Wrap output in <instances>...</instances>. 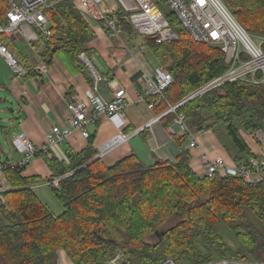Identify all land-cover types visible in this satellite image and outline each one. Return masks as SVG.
<instances>
[{
  "label": "trees",
  "instance_id": "1",
  "mask_svg": "<svg viewBox=\"0 0 264 264\" xmlns=\"http://www.w3.org/2000/svg\"><path fill=\"white\" fill-rule=\"evenodd\" d=\"M222 1L248 33L264 35V0ZM6 11L7 0H0V24L6 23ZM46 14L52 31L41 52L46 64L59 51L69 65L80 62L86 69L79 54L88 51L91 16L68 0ZM166 15L178 39L149 42L172 75L164 98L156 99L153 109L159 114L228 68L219 47L193 41L172 12ZM126 30L133 34L128 26ZM32 75L29 71L27 76ZM177 112L184 114L190 131L214 132L223 125L232 149L221 144L238 159L251 153L247 134L264 118V84L224 83L161 116L165 126ZM185 140L186 134L179 135L178 145ZM43 156L48 177L24 175L26 168L4 169L8 191L0 202V264H57L61 250L73 264H102L116 248L124 252L125 264H156L167 257L205 264L227 254L264 264V183L197 176L188 149L176 162L157 159L146 164L130 154L111 166L95 158L90 144L69 155L67 165ZM51 178H60L58 187L48 186L61 206L57 213L33 187ZM175 217L177 222L162 229ZM217 225L231 233L235 249L222 239Z\"/></svg>",
  "mask_w": 264,
  "mask_h": 264
},
{
  "label": "built area",
  "instance_id": "2",
  "mask_svg": "<svg viewBox=\"0 0 264 264\" xmlns=\"http://www.w3.org/2000/svg\"><path fill=\"white\" fill-rule=\"evenodd\" d=\"M60 1L62 0H7L6 23L0 24V57L14 73L24 75L27 67L21 63L7 41L15 34L22 35L26 41L37 40L39 37L44 40L50 38L52 31L46 12ZM68 1L77 3L88 15L102 19L112 38H118L128 26L132 32L140 35L144 40L147 38H157L158 41L178 39L167 15L160 10L155 0ZM162 2L167 5L169 11L193 41L219 47L228 68L195 89L176 105H169L160 113V117L169 112H175L176 108L186 100L216 89L227 82L248 81L259 85L264 84V35L248 33L222 0H162ZM81 58L91 69L93 86L96 89L95 85L102 78L90 66L84 54H81ZM152 58L153 66L150 71L143 74V86L138 94V97L145 100L150 109L154 108L156 99L164 98V92L172 82V75L168 69L159 59ZM30 66L38 72L46 69L44 61ZM129 103L130 99L123 87L117 88L109 100L99 94H94L89 99H75L67 104L71 113L68 121L64 126L52 125L45 135V143L42 146L32 143L23 132L14 134L11 143L20 157L13 162L0 165V202H2L3 193L8 191L5 185L4 169L26 168L38 153L47 155L49 147L60 143L73 130L80 131L82 136L88 138L90 136L88 126H94L102 115H105L117 129H124L126 119L123 110ZM172 126H177L178 130L173 129ZM167 130L170 134L177 136L186 134L187 148L198 146V133L190 131L183 113L175 114L172 125L168 126ZM129 136L130 134H122V140L126 141ZM247 139L251 143V153L238 159L226 157L215 151L212 146L204 149L200 153V162L196 167L199 170L195 169L198 176L220 175L240 178L246 184L264 183V118L260 120L257 129L247 134ZM59 180L60 178H51L34 184L33 187H58ZM104 264H124L121 253H116ZM156 264L179 263L174 258L167 257ZM216 264L234 263L221 259Z\"/></svg>",
  "mask_w": 264,
  "mask_h": 264
},
{
  "label": "crops",
  "instance_id": "3",
  "mask_svg": "<svg viewBox=\"0 0 264 264\" xmlns=\"http://www.w3.org/2000/svg\"><path fill=\"white\" fill-rule=\"evenodd\" d=\"M87 18L91 36L85 45L88 50L85 54L90 66L102 78L95 85L96 89L93 86L91 69L80 56L86 69L80 68V62L69 65L58 51L51 63L46 64L43 72L35 71V75L25 77L12 75L0 57V92L7 94L5 101L11 99L16 106L11 113L12 120L9 121L11 138L14 134L23 132L32 143L42 146L48 129L54 124L64 126L70 118L68 103L79 98L89 99L94 94L109 100L117 88L123 87L130 99V103L123 110L126 119L124 129H117L102 115L94 126H88V138L82 136L80 131L73 130L60 143L49 147L46 157H54L67 165L69 155L83 151L89 144L96 153L95 158H100L106 166H111L130 154L137 155L146 164L157 159L176 162L177 155L183 149H188L190 166L199 170L196 167L200 162V153L210 146L218 153L230 157L227 149L217 141L216 134L209 129L196 131L197 147L187 148V138L179 146V136L170 134L167 130L172 121L165 126L160 114L155 109L148 108L146 101L138 97L143 86L142 76L150 71L154 61L150 48L145 44L146 40H136L135 34L128 36L127 30L118 38H112L104 22L92 16ZM7 43L19 58L32 56L34 53L41 61L46 62L41 56L42 50L36 46L29 47L28 41L20 34H15ZM172 127L178 130L177 126ZM124 133L130 134L126 141L122 140ZM8 134L5 136L10 150L9 153L3 151L5 159L1 163H10L20 157ZM24 175L48 177L50 170L44 156H35L26 167ZM52 206L58 210V205L53 203Z\"/></svg>",
  "mask_w": 264,
  "mask_h": 264
},
{
  "label": "rangeland",
  "instance_id": "4",
  "mask_svg": "<svg viewBox=\"0 0 264 264\" xmlns=\"http://www.w3.org/2000/svg\"><path fill=\"white\" fill-rule=\"evenodd\" d=\"M160 10L163 11L165 14H168L169 13V8L167 7V5L160 1ZM133 34H135L133 32ZM252 35H255V34H252ZM135 38L136 40H140L142 37L138 34L135 35ZM255 41L258 42V40L254 37ZM48 40V39H47ZM47 40H44L43 38H40L37 39V40H29L27 45L30 47L31 46H36L37 48H40L42 51H43V47H44V44L46 43ZM146 40V46H148L150 48V51H151V54H152V57H155L156 59H159L158 56L156 55V53L153 51V49L151 48V46L149 45V42L150 41H158L157 38H147L145 39ZM10 47V46H9ZM32 54V53H31ZM81 54H84L86 56L85 53H80L79 56L81 57ZM18 56V55H17ZM19 57V56H18ZM27 58V59H25ZM35 58V59H34ZM2 59V58H1ZM82 59V58H81ZM37 60H40V57H38L36 54H32V56H26V57H23L21 56L20 57V61L23 65H25L27 67V72L24 73V75H19V74H16L14 73L11 69H9L6 65V68L10 71V73L12 75H16V76H21V77H25L28 75L29 71H33V67H31L30 65H34V64H37ZM160 60V59H159ZM46 64V62H45ZM40 72V71H39ZM93 77V76H92ZM7 97V94L4 93V92H0V165L2 164L1 162L5 159V155L3 154V151L4 152H7L9 153V142H7L6 140V136L5 134H8L9 136V139L11 140V125L9 124L10 120H12V110L15 111L16 109V106L14 104L13 101H11V99H8V101H5L4 99ZM204 129H202L201 131H203ZM217 132L218 133V136L216 137L217 141H219L220 143L222 142L223 145H226L228 148L232 149V145H231V142L229 141L227 135H226V131H225V128L223 125H218L214 128V133ZM221 140V141H220ZM249 141V139H248ZM250 143V141H249ZM251 144V143H250ZM1 147L3 150H1ZM229 151V150H228ZM230 153V151H229ZM44 155V154H42ZM47 156V155H45ZM194 173L198 176V174L196 173L195 169L192 168ZM44 181H47L44 180ZM42 181V182H44ZM38 183V182H37ZM36 192L37 194L40 196V198L46 202H48L51 210H53L54 212H59L61 210V206L60 204L58 203V201L56 200V198L54 196H52V193L49 189V187L47 186H38L36 187ZM43 192V195L41 194ZM45 194V195H44ZM1 201L2 202H5L4 199H3V196L1 197ZM55 203L56 205H58V210L56 211V209L53 208L52 204ZM178 220V217H175L173 219H171L170 221H168L163 227L162 229H168L170 228L175 222H177ZM216 231L221 235L222 239L227 243L229 244V246H231L232 248H236L237 246V243L236 241L234 240L233 236L231 235V233L226 229V227L224 225H217L215 227ZM162 231V230H161ZM200 241V240H199ZM198 241V247L203 250V253L206 251L204 249V244L202 242H199ZM121 253L122 255V262L125 264L126 263V256L124 254V252L120 249V248H116L113 250V252L108 255L105 259V261L102 263L104 264L107 260H109L110 258L114 257L116 255V253ZM216 256V255H215ZM62 258V259H61ZM60 260H57V263L58 262H61L63 263L64 260H66L67 262H64V263H67V264H73L70 262V260L66 257L65 253L61 250L60 251ZM221 259H227L229 261H232L234 264H259L260 261H253V260H250V259H239L233 255H225V257H221V256H216L215 259L213 260H210L209 262L205 263V264H216L217 261H220ZM179 264H192L190 263L189 260L187 259H181L180 261L179 260H176ZM253 261V262H252ZM204 264V263H203ZM260 264H262V262H260Z\"/></svg>",
  "mask_w": 264,
  "mask_h": 264
},
{
  "label": "bare ground",
  "instance_id": "5",
  "mask_svg": "<svg viewBox=\"0 0 264 264\" xmlns=\"http://www.w3.org/2000/svg\"><path fill=\"white\" fill-rule=\"evenodd\" d=\"M54 6H55V5H54ZM54 6H53V7H54ZM87 59H88V57H87ZM97 121H98V120H97ZM170 125H171V124H170ZM168 126H169V125H168ZM176 129H177V128H176ZM64 262H67V261L64 260L63 263L59 262V264H67V263H64Z\"/></svg>",
  "mask_w": 264,
  "mask_h": 264
},
{
  "label": "water",
  "instance_id": "6",
  "mask_svg": "<svg viewBox=\"0 0 264 264\" xmlns=\"http://www.w3.org/2000/svg\"><path fill=\"white\" fill-rule=\"evenodd\" d=\"M11 111H12V109H11Z\"/></svg>",
  "mask_w": 264,
  "mask_h": 264
}]
</instances>
